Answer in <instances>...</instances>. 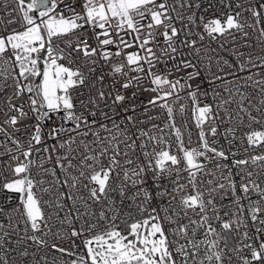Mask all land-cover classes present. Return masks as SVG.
<instances>
[{
    "label": "snow or ice",
    "instance_id": "6c2138e0",
    "mask_svg": "<svg viewBox=\"0 0 264 264\" xmlns=\"http://www.w3.org/2000/svg\"><path fill=\"white\" fill-rule=\"evenodd\" d=\"M29 260L264 264V0H0V264Z\"/></svg>",
    "mask_w": 264,
    "mask_h": 264
},
{
    "label": "built area",
    "instance_id": "2783aa9c",
    "mask_svg": "<svg viewBox=\"0 0 264 264\" xmlns=\"http://www.w3.org/2000/svg\"><path fill=\"white\" fill-rule=\"evenodd\" d=\"M223 11H226L222 6L220 7V11H216L215 12V16H220L222 14ZM204 16H205V20L207 19H210V18H213V14L212 13H203ZM202 31V28L200 29ZM89 43H91V40H89ZM213 47H215V44H213ZM222 55L224 56H228V54L226 52H222L221 53ZM65 63H67V61H65ZM154 95V94H152ZM145 99L148 98V94L145 95L144 97ZM14 103H20L21 101H17V100H14L13 101ZM161 115V120L159 121H156V123H161L163 122V120L166 119V116L161 112L159 113ZM177 122H178V126H181L182 129L184 128V124H183V121L181 119V117L179 115H177ZM187 130H190L191 131V134H192V140L195 141L197 136V129L194 125V122H193V118H192V115H191V112H189L187 114ZM185 140L187 141V131L185 132ZM220 144H225V141L223 139L220 140ZM194 146V145H193ZM47 197H45L46 199ZM43 253L39 254V255H42ZM49 259H51V257H49ZM29 264H31V261L29 260Z\"/></svg>",
    "mask_w": 264,
    "mask_h": 264
}]
</instances>
